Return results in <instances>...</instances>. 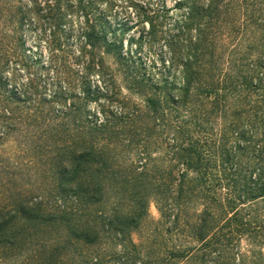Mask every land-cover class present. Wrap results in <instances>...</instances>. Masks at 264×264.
Listing matches in <instances>:
<instances>
[{"label":"trees","instance_id":"1","mask_svg":"<svg viewBox=\"0 0 264 264\" xmlns=\"http://www.w3.org/2000/svg\"><path fill=\"white\" fill-rule=\"evenodd\" d=\"M175 8L182 17L168 26L167 5L144 19L148 34L163 38L169 56L163 64L178 71L181 82L169 74L156 82L134 74L121 47L105 39L106 29L88 25L89 70L104 73V58L96 60L95 51L116 50L126 87L143 104L123 102L120 112L103 106V120L93 121L68 74L69 92L62 88L54 98L66 105L58 123L43 107L27 108L45 118L53 157L46 173L63 198L59 221L75 225L79 211L114 192L134 209L112 219L117 227L136 228L151 197L163 218L178 222L196 198L204 208L198 240L205 264H264V1L179 0ZM55 18L61 25L63 17ZM64 95L75 102L67 107ZM106 95L116 102L113 90ZM31 203L18 201L16 211L38 226L48 224L40 211L33 216L42 203Z\"/></svg>","mask_w":264,"mask_h":264},{"label":"rangeland","instance_id":"2","mask_svg":"<svg viewBox=\"0 0 264 264\" xmlns=\"http://www.w3.org/2000/svg\"><path fill=\"white\" fill-rule=\"evenodd\" d=\"M177 1L0 0V264H205L204 244L198 240L204 208L196 198L178 222L174 216L163 218L151 197L136 228L117 227L112 219L134 209L114 192L97 207L79 211L75 225L59 221L64 205L59 208L62 195L51 188L55 183L46 173L53 157L44 137L45 118L27 109L43 107L58 123L55 117L65 114L66 105L54 98L62 88L69 92L68 74L77 82L79 106L88 119L102 121L103 106L120 112L123 102L143 104L142 97L127 89L126 70L117 65L116 50L103 56V51H95L96 60L104 58V73L89 70L91 58L84 51L88 25L106 29L105 39L121 47L134 74L152 82L169 74L181 82L179 72L163 64L169 57L163 38L151 37L144 19L149 11L167 5L168 26L182 17ZM56 14L63 17L59 26ZM85 88L91 99L85 97ZM107 90L117 93L116 102L107 98ZM64 96L67 107L75 102ZM18 201L42 203L33 216L43 214L50 222H30L16 211ZM90 238H96L94 244H88ZM171 253L184 254L171 259Z\"/></svg>","mask_w":264,"mask_h":264}]
</instances>
